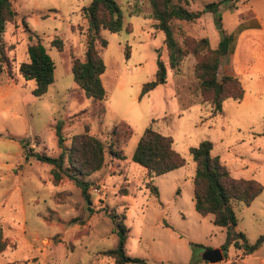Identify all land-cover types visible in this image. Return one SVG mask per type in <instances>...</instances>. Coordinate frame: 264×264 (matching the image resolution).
<instances>
[{
  "label": "rangeland",
  "instance_id": "1",
  "mask_svg": "<svg viewBox=\"0 0 264 264\" xmlns=\"http://www.w3.org/2000/svg\"><path fill=\"white\" fill-rule=\"evenodd\" d=\"M89 1L11 0L16 15L5 22L0 36L5 55L0 80L13 79L18 85L4 101L7 108L2 110L0 103V264H113L102 253L116 240L104 212L111 207L125 215L126 253L151 264H261L264 244L246 259L232 244L221 249L226 228L213 224L212 214L201 216L194 209L195 163L189 148L208 139L231 175L263 185L249 205L232 202L235 231L254 242L264 234V42L257 40L263 32L247 29L237 43L245 97L225 100L222 113L212 116L193 72L195 57L184 56L177 67H169L164 34L151 17L150 1L115 0L123 22L118 32L101 30L107 46L100 47L105 64V113L100 117V103L84 95L71 72L73 60L84 58L88 24L82 7ZM211 1L217 0H189L187 7L200 10ZM229 2L220 7L221 28L214 14L206 12L199 21H175V38L180 42L187 34L220 39L222 26L250 8L264 23V0L239 1L235 7ZM55 37L63 42L61 50L51 44ZM38 39L54 62L53 83L41 97L31 92L34 81L18 73L19 63L28 59L27 45ZM158 56L166 65V83L139 97L142 85L155 77ZM56 124L62 125L66 146L72 135L88 131L124 155L118 159L106 151L103 167L88 177L89 200L66 177L54 183L49 164L24 156L21 138L34 151L57 156ZM115 125L121 130L118 140L112 133ZM147 126L172 138L174 149L185 158L183 166L150 179L132 161ZM147 182L157 187L158 196Z\"/></svg>",
  "mask_w": 264,
  "mask_h": 264
},
{
  "label": "trees",
  "instance_id": "2",
  "mask_svg": "<svg viewBox=\"0 0 264 264\" xmlns=\"http://www.w3.org/2000/svg\"><path fill=\"white\" fill-rule=\"evenodd\" d=\"M149 1L151 17L156 21L155 26L164 34L169 67H177L184 56L191 54L195 57L193 72L199 81L202 101L211 105V114L222 113L223 102L227 99L241 100L244 88L239 79L232 74L219 76L220 59L228 51L229 38L225 36L219 40L216 47H211L206 37L197 39L187 34H182L183 37L179 42L174 35V23L182 20L195 21L202 14L211 12L221 28L220 7L227 1H230V7H235V3L247 0L211 1L205 3L200 10H191L187 7L189 0ZM82 12L88 24L86 48L82 60L78 58L73 60L71 72L74 82L84 95L100 103L98 114L102 117L105 107L101 101L105 97V89L101 75L105 71V64L100 47L105 48L107 41L101 36V30L112 33L120 31L123 22L122 12L115 0H90L86 6L82 7ZM15 15L16 11L12 8L11 0H0V36L4 31L5 22L12 20ZM51 44L61 50L63 42L55 37L51 40ZM1 45L0 37V67L5 61ZM26 53L28 59L19 63L18 73L24 80L34 81L31 92L35 97H41L53 83L54 62L39 39L27 45ZM156 64L155 77L142 85L139 97L148 94L157 85L166 83V65L159 56ZM61 128V124L55 125L54 134L57 145L61 149L57 156L34 151L29 147L30 143L25 138L18 141L24 150L26 159L33 158L51 166L50 173L54 183L66 177L80 189L81 195L89 200L88 190L91 182L88 177L103 167L106 151L111 157L118 159H123L124 155L121 154V150L115 149L112 143L105 146L98 137L89 134L88 131L72 135L69 145L66 146ZM112 133L118 140L121 137L119 126H113ZM129 134L122 135V140L127 139ZM212 146V142L205 139L189 148V153L195 163L192 179L194 209L201 216L212 214L213 224L226 228V236L221 249L232 244L242 249L243 253L249 254L264 244V234L249 243L243 232L235 231L237 218L232 202L240 201L249 205L262 192L263 185L256 179L231 175L219 157L211 153ZM131 159L146 169L150 179L185 164V158L174 149L172 138L163 135L151 126L143 130ZM146 184L150 192L158 196L157 187L149 182ZM104 212L114 226L116 240L111 248L103 250L102 253L112 257L113 264H151L145 258L126 253L129 228L126 225L124 213L118 211L116 207L105 208ZM1 244L3 243L0 242V249Z\"/></svg>",
  "mask_w": 264,
  "mask_h": 264
},
{
  "label": "crops",
  "instance_id": "3",
  "mask_svg": "<svg viewBox=\"0 0 264 264\" xmlns=\"http://www.w3.org/2000/svg\"><path fill=\"white\" fill-rule=\"evenodd\" d=\"M244 2H246V1L242 2L243 5H244ZM238 14L240 15V17L236 18L229 26H222L223 33H225L226 36L229 38V44H228L227 53L222 55V57L220 59L219 70L223 69L222 71L224 74H232V75L236 76L244 88L241 77L243 74H245V72L243 69L242 70L239 69V67H240L239 64L242 61V58L237 53V50H238L237 43L240 39L241 34L247 29L259 30V31L264 33V23L262 22L260 16L258 15V13L255 11L254 8L253 9L252 8L246 9L243 12H240ZM221 18H222V16H221ZM199 19H200V17L197 19V21H199ZM221 23H222V19H221ZM263 33H261L262 35L259 34L260 36H262V37H258L257 40L259 42H260V39H262V41L264 42V34ZM207 37L209 39L210 45H212L213 47L217 46L220 39L212 38L213 36L210 37L209 35ZM263 51H264V46H263ZM17 85H18V81H14L13 79L12 80H9V79L6 80V79L2 78L0 80V103L3 104L2 110L7 108V106L4 105V101L6 100V97L10 94V92H12V89L15 88ZM244 97H245V94H243L242 99ZM225 102L226 101H224L223 104H225ZM212 116H214V115H212ZM21 148H22V146H21ZM212 150H213V146H212ZM212 150H211V153H212ZM237 249H238V251L242 252L243 259H246L250 254V253L245 254V253H243L242 249H239V248H237ZM263 262H264V260L262 258H260V263L263 264Z\"/></svg>",
  "mask_w": 264,
  "mask_h": 264
},
{
  "label": "water",
  "instance_id": "4",
  "mask_svg": "<svg viewBox=\"0 0 264 264\" xmlns=\"http://www.w3.org/2000/svg\"><path fill=\"white\" fill-rule=\"evenodd\" d=\"M221 33V38L220 40H222L224 38V34H223V31L220 32ZM220 254V252H218Z\"/></svg>",
  "mask_w": 264,
  "mask_h": 264
}]
</instances>
